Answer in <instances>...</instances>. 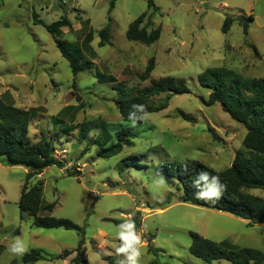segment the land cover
Masks as SVG:
<instances>
[{"label": "rangeland", "instance_id": "1", "mask_svg": "<svg viewBox=\"0 0 264 264\" xmlns=\"http://www.w3.org/2000/svg\"><path fill=\"white\" fill-rule=\"evenodd\" d=\"M153 2L155 8L149 7V0H0V96L15 107L36 111L30 138L35 142L40 134L47 135L65 165L49 167L29 182L32 187L43 181V202L56 204L40 216L85 227L87 264H108L120 243L118 225L135 218L141 223L139 264H205L190 253L191 232L264 251V224L249 227L228 213L180 203L179 182L158 172L162 164L194 160L224 171L242 149L246 129L220 104L204 103L210 92L198 76L209 68H227L244 78H264V0ZM144 13L154 22L149 31L161 29L160 39L151 45L126 37L129 26ZM228 16L238 21L224 33ZM63 17L71 27L62 28L59 38L82 48L93 64L78 76L40 23L52 25ZM249 17L253 21L245 34L240 20ZM109 22L111 44L100 47L99 32ZM89 29L94 39L85 46ZM152 58L154 71L142 81L140 75ZM98 74L106 79L99 81ZM111 76L138 89L153 79H183L190 93L173 96L166 110L133 124V146L103 158L94 139L105 131L115 136L122 126L132 127L123 122ZM89 122L93 128L81 139L80 126ZM66 127L73 130L69 135ZM27 172L0 161V264H23L24 254L9 251L17 238L26 242V253L40 251L44 259L35 264H74L77 253L54 259L79 246L76 231L39 228L28 216L21 220L19 201ZM159 178L163 186L156 183ZM248 192L264 198L263 190Z\"/></svg>", "mask_w": 264, "mask_h": 264}, {"label": "trees", "instance_id": "2", "mask_svg": "<svg viewBox=\"0 0 264 264\" xmlns=\"http://www.w3.org/2000/svg\"><path fill=\"white\" fill-rule=\"evenodd\" d=\"M149 7L155 8L153 0H149ZM111 22V18H109ZM147 20L145 25L144 22ZM235 17H226L222 31L228 33L232 25L237 22ZM252 17L240 20L245 34L248 33L249 23ZM40 22V21H39ZM110 22L100 32L99 46L104 47L111 44ZM47 31L52 35L56 46L60 50L72 69L74 76L90 69L92 62L85 59L82 48L59 38L61 29L71 27L67 17H63L52 25L42 22ZM154 22L147 13L136 19L127 31L126 37L129 41L140 42L151 45L157 42L161 36V29L148 30ZM94 32L89 29L84 38V45L93 42ZM154 58H152L146 70L140 75L142 81L150 79L154 71ZM99 81H104L105 76L98 74ZM113 88L117 91V105L123 122L131 124L132 127L118 131L115 136L110 132H103L94 139L93 144L98 145L99 157L110 158L120 154L127 146H133L134 126L143 122L146 115L137 112L133 121L129 118L133 111V105L142 104L146 113H158L169 107V102L175 95H186L190 89L183 79L165 77L153 79L151 84L144 88L129 87L126 81L117 82L114 77H109ZM200 85L207 89L210 94L208 100H203L207 106L220 104L223 110L233 120L242 124L246 129V135L242 142V149L236 152L232 165L224 171H217L200 161L170 162L158 166V172L167 180L179 182L178 197L180 203L217 210L228 213L240 219H244L249 227L264 224V198L249 193V190L264 191V78H244L233 70L227 68H209L198 76ZM165 95L161 100L155 99ZM36 117L35 110H25L8 103L4 96H0V161L7 166H22L28 172L26 182L21 190L19 208L21 220L25 216L34 219V225L44 229L63 228L76 231L81 240L79 246L74 250H65L54 260H66L72 254L77 253L72 260L74 264H87L88 256L85 248V227L79 226L69 219L55 218L51 216H40V212H52L55 203L45 204L43 202V181H39L30 187L29 182L42 175L45 170L52 166L64 168V161L56 154V146L45 134H40L34 142L30 138L29 128ZM143 117V118H141ZM93 122L80 126V138L86 139ZM71 127H66L64 132L68 135L72 132ZM115 139V141H113ZM141 166L140 163L136 164ZM200 171H207L210 175L218 176L220 182L225 185L222 197L215 202H206L195 197L199 188L193 187V180ZM136 229H140L141 223L135 218ZM192 244L190 253L204 261L205 264H214L219 260H227L232 264H264V251L250 247H240L224 240L215 242L204 236L191 232ZM153 236L149 237V241ZM120 242V241H119ZM120 244V243H119ZM153 252L154 248L151 246ZM44 259L40 251L31 250L23 255V264H35ZM116 255L107 258L108 264H115Z\"/></svg>", "mask_w": 264, "mask_h": 264}, {"label": "clouds", "instance_id": "3", "mask_svg": "<svg viewBox=\"0 0 264 264\" xmlns=\"http://www.w3.org/2000/svg\"><path fill=\"white\" fill-rule=\"evenodd\" d=\"M132 107L133 111L130 112L129 118L133 121L136 118L137 112L147 115L144 105L136 104ZM156 183L163 186V178H159ZM193 187L200 189L195 192V197L206 202L219 200L225 191V185L220 182L219 177L210 175L207 171H200L197 174L193 180ZM117 236L120 244L115 248V255L117 257L115 264H139L142 255V238L136 229L135 222L128 219L118 225ZM9 251L16 255H23L28 251V247L25 241L17 238L10 246Z\"/></svg>", "mask_w": 264, "mask_h": 264}, {"label": "crops", "instance_id": "4", "mask_svg": "<svg viewBox=\"0 0 264 264\" xmlns=\"http://www.w3.org/2000/svg\"><path fill=\"white\" fill-rule=\"evenodd\" d=\"M245 223H247L244 219H242ZM228 241V240H227ZM230 242L231 243H233V244H235L234 242H232L231 240H230ZM235 245H237V244H235ZM240 247H242V246H240ZM251 248V247H250Z\"/></svg>", "mask_w": 264, "mask_h": 264}]
</instances>
